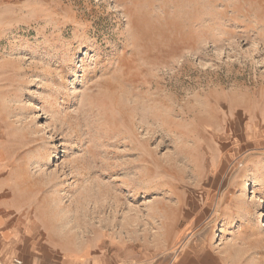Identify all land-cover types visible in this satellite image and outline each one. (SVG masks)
Segmentation results:
<instances>
[{"label": "rangeland", "instance_id": "1", "mask_svg": "<svg viewBox=\"0 0 264 264\" xmlns=\"http://www.w3.org/2000/svg\"><path fill=\"white\" fill-rule=\"evenodd\" d=\"M0 109L56 244L264 264V0H0Z\"/></svg>", "mask_w": 264, "mask_h": 264}, {"label": "crops", "instance_id": "2", "mask_svg": "<svg viewBox=\"0 0 264 264\" xmlns=\"http://www.w3.org/2000/svg\"><path fill=\"white\" fill-rule=\"evenodd\" d=\"M1 120L0 109V264H230L211 246H198L174 256L150 257L56 244L11 188Z\"/></svg>", "mask_w": 264, "mask_h": 264}, {"label": "bare ground", "instance_id": "3", "mask_svg": "<svg viewBox=\"0 0 264 264\" xmlns=\"http://www.w3.org/2000/svg\"><path fill=\"white\" fill-rule=\"evenodd\" d=\"M261 226H264V220H263V223L261 224Z\"/></svg>", "mask_w": 264, "mask_h": 264}]
</instances>
